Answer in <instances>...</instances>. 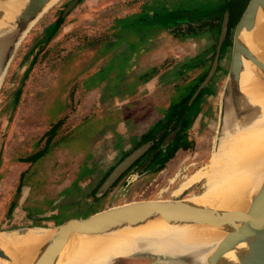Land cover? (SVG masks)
Here are the masks:
<instances>
[{"label": "rangeland", "instance_id": "obj_1", "mask_svg": "<svg viewBox=\"0 0 264 264\" xmlns=\"http://www.w3.org/2000/svg\"><path fill=\"white\" fill-rule=\"evenodd\" d=\"M71 1L60 0L35 24L17 49L0 88L2 229L52 227L87 212L91 205L97 204L92 192L102 176L138 147L141 144L138 142L152 134L159 124H164L190 92L192 83H183L174 73L175 69L160 71L158 61L153 62L157 66L156 74L149 68L151 59L160 55L161 67H167L173 60L167 52L174 50L175 45L163 40L149 43L137 36L139 30L171 24L168 14L158 13L160 16L149 18L147 24L134 18L125 22L124 36L115 43L108 38L113 37L117 20L132 16L144 4L162 5L181 13H199L215 10L223 2L82 0L64 15L63 36L59 35L55 42H48L47 35L41 40L47 34L48 23ZM102 37L103 45L97 44ZM121 40L124 52L133 53L131 58L115 53ZM175 51V55L187 53L184 47L183 50L177 47ZM227 53L200 103L199 98L188 108L187 119L196 114L197 118L186 129V146L164 165L147 169L127 185L137 170L136 165L130 167L105 195L106 200L120 187L124 194L120 203L186 198L204 190L202 183L193 186L200 183L196 182L200 172L192 180L196 182L192 188L176 195L192 182L177 188L191 173L210 168V157L218 144L220 102L227 78L229 49ZM179 64L180 61H175L171 68ZM130 66L136 68L132 79ZM200 199L198 195L191 200L199 204ZM100 204L101 201L97 207ZM114 204L117 202L112 200L109 205ZM26 232L18 230L12 236L20 237ZM166 260L171 262L168 255L148 252L109 264H162Z\"/></svg>", "mask_w": 264, "mask_h": 264}, {"label": "water", "instance_id": "obj_2", "mask_svg": "<svg viewBox=\"0 0 264 264\" xmlns=\"http://www.w3.org/2000/svg\"><path fill=\"white\" fill-rule=\"evenodd\" d=\"M59 1L0 0V87L23 40L35 24ZM77 1L73 0L67 5L63 16L76 6ZM258 20L264 24V0H248L243 13L232 29L231 46L228 48L227 78L220 102L217 143L224 135L225 128L231 131L235 130L236 126H244L247 113L253 112V109L256 110L255 105L250 101V97L241 93L240 90V76L243 72L244 62L249 64L256 83L264 92V61L256 56L242 39L243 33L249 37L252 36ZM226 21L227 17L225 16L221 25V39L226 31ZM228 49L226 48L219 57L218 48V56L216 55L209 72L193 94L188 103V108L192 106L193 100L200 90L204 89V96L206 90L211 87L214 78L217 76L218 68L222 65L225 55H228ZM198 61H194L190 65L196 64ZM200 101L201 99L199 103ZM164 124H160L154 130L155 133L152 135L154 139H147L141 143L109 171L95 193L98 201L97 204L95 203L96 205L90 206V212L87 209V212H82L80 215L71 217L52 227L2 229L0 225V234L8 236H12L18 230L31 228L40 230L44 235L42 244L36 250L31 251L21 261V264H58L63 262L70 253L72 245L69 242L76 236L107 235L124 229L155 224L159 221L174 227L206 228L224 233L218 243L212 249L210 247L211 252L205 260L196 261L194 257L189 255L162 254L171 258V262L166 260L162 264H264V180L259 188L251 194L247 203L248 207L241 210L233 206L198 204L191 200L193 196L201 195L204 190L198 195L186 198L137 199L120 203L124 196L121 193L122 187H120L106 200L105 195L108 194L120 176L128 171L153 146L154 141L160 139L161 133H156ZM171 141L172 138L168 137L161 144L162 154L165 155L167 146L170 145ZM153 155L154 153L136 170L135 175L131 177L132 181L130 180L127 185L133 182L139 174L144 173V169ZM201 183L203 184L200 182L193 186ZM176 189L174 194H176ZM188 189L176 195H181ZM112 200H115L117 204L109 205ZM99 201L101 204L97 207ZM95 207L97 208L94 209ZM15 257H17L16 252L0 247V264H13Z\"/></svg>", "mask_w": 264, "mask_h": 264}, {"label": "bare ground", "instance_id": "obj_3", "mask_svg": "<svg viewBox=\"0 0 264 264\" xmlns=\"http://www.w3.org/2000/svg\"><path fill=\"white\" fill-rule=\"evenodd\" d=\"M242 39L264 61V24L258 20L252 36L243 33ZM240 90L250 97L256 110L247 113L244 126L224 129L211 154L210 168L196 179L203 181L204 187L199 204L246 209L251 194L264 180V92L247 62L243 64ZM196 182L192 181L184 190ZM223 236V232L214 229L174 227L159 221L107 235L76 236L69 242L70 253L58 264H109L148 252L189 255L202 261ZM43 238L35 228L20 237L0 234V247L16 252L13 264H21L42 244Z\"/></svg>", "mask_w": 264, "mask_h": 264}, {"label": "flooded vegetation", "instance_id": "obj_4", "mask_svg": "<svg viewBox=\"0 0 264 264\" xmlns=\"http://www.w3.org/2000/svg\"><path fill=\"white\" fill-rule=\"evenodd\" d=\"M81 1L82 0H78L77 4H79ZM161 1L162 0H157L156 2H161ZM247 3L248 0H223L221 5L215 10L204 11V12L199 11V13H192L191 11H186L185 13H181V11H173L170 9L168 10L164 8V6L162 5L154 7L151 5L144 4L142 6V9L139 10L137 13L133 14L130 17L126 16L127 18H125V20H132L134 18L137 20L139 19L141 20L140 22H144L147 24V21L157 16L158 13L162 12V14L169 15L168 16L169 23L171 24H169L165 28L154 26L153 30L151 27H150L151 29L150 28L144 29V31L147 33L139 30V33L137 34L138 39L141 40L142 38H144V40H149V43L150 41H152V43L154 41L157 43L158 41L163 40L164 42L168 43V45L171 46L175 45L174 50L171 49L170 51L167 52L170 55L172 54V59L174 61L171 60V62L165 68L161 67L160 61L162 55H160L157 58L154 57L151 59L152 61L149 62L150 65L149 68L155 70V74H156L157 66L154 67L153 62L158 61V63L156 64L158 65V70L172 71L173 69H175L174 73H177V75H179L180 80L183 83H192L190 92H188L187 95L182 99L179 106L175 110L171 111L172 113L171 116L167 118L166 123L162 125L159 131H157L156 134L161 133L160 139L158 141H154L153 146L150 147V149L139 160L135 162L133 167L136 164H138L136 165L138 169L144 163V161L153 153L154 155L150 160V162L147 164L146 168L144 169V172L152 167L153 168L158 166L160 167L164 165L175 154L176 151L186 146L185 145L186 143L184 142L186 138V129L188 128L189 124L191 122L193 123V121L197 118V114H196L187 119V112H188L187 110L189 106L188 103L191 100L195 91L198 89L199 85L203 82L207 73L209 72V69L211 68V65L216 55L218 56L217 54L219 53L218 48L220 51L219 57H221L224 50L227 47L228 48L230 47L231 31L235 26V24L237 23V21L239 20ZM153 7L157 9V13L155 14L153 13ZM64 10L60 12L58 17L54 21H50V23H48L49 25L47 27V34L44 33L41 40L45 38L47 35L48 42L49 41L51 42V40H54L55 42V40L56 41L58 40L59 35L63 36L62 30H63V22H64L63 21ZM147 13L149 15H147ZM225 16L227 17L226 31L221 39V25L225 20ZM120 20L121 18H119L116 22L115 30L114 32H112L113 37L108 38L114 41L115 43L118 38L124 36V34L122 33L124 29L122 25L125 23V21L123 22V24H121ZM68 25H66L65 27H67ZM131 31L133 32V30H130V32ZM125 37L128 36L126 35ZM82 39L84 40V37H82ZM81 43H83V41ZM103 43H104V37H102V41L101 42L99 41L97 44L103 45ZM202 43L204 44V46L200 45ZM117 46L118 47L115 53H119L122 54L124 57L131 58L132 56L131 54L133 53L124 52V48H122L124 46L123 40H121L120 44ZM177 47L179 48L182 47V50L184 47L187 53L185 55L173 54V52H177L175 51ZM200 55H202L203 58L202 57L200 58ZM152 56L155 55L152 54ZM197 60H199L198 63L190 65ZM175 61L176 62L180 61V64L178 66L171 68L172 63ZM188 61L190 62L189 66H188ZM135 74H136L135 66H130L129 77L132 79L135 76ZM96 90H98V88H96ZM203 93H204V89L200 90V92L197 94V96L193 101L195 102L199 98L201 99ZM153 133L152 134L149 133L147 137H145L143 141H141V143L144 142L146 138H148V136L151 137ZM168 137L172 138V141L170 142V145L167 146L165 152V154L168 155V157L165 155L167 158L163 161H160L159 155L161 156L162 154L161 153L162 150L160 149V146ZM201 171L202 170L200 169L191 173V175L188 176L186 180L183 181L178 186V188L182 189L189 181H192L195 178V175L199 174Z\"/></svg>", "mask_w": 264, "mask_h": 264}, {"label": "trees", "instance_id": "obj_5", "mask_svg": "<svg viewBox=\"0 0 264 264\" xmlns=\"http://www.w3.org/2000/svg\"><path fill=\"white\" fill-rule=\"evenodd\" d=\"M239 13H240V12H239ZM152 138H153L152 136H151V137L148 136V138H146V140H147V139H152ZM146 140H145V141H146ZM142 141H143V140H142ZM145 141H144V142H145ZM139 143H141V142H138V144H139ZM142 143H143V142H142ZM187 146H188V144H187ZM126 155H127V154H125L123 157H125ZM165 155H166V154H165ZM165 155H164V156H163V154H161V156L159 155V160H160V161L165 160V159L168 157V155H166L167 157H166ZM162 156H163V157H162ZM123 157L120 158L119 160L123 159ZM136 165H137V164H136ZM106 176H107V175H105L104 178H105ZM104 178H103V180H104ZM103 180H101V182H102ZM100 184H101V183H100ZM100 184L98 183V185H97V186L95 187V189L93 190V192H92V196H93V197H95V192H96V190H97V188L99 187ZM17 224H18V223H17Z\"/></svg>", "mask_w": 264, "mask_h": 264}, {"label": "crops", "instance_id": "obj_6", "mask_svg": "<svg viewBox=\"0 0 264 264\" xmlns=\"http://www.w3.org/2000/svg\"><path fill=\"white\" fill-rule=\"evenodd\" d=\"M125 18H127V17H124L123 19L120 20V23H121V24H123L124 21H125V22L130 21V20H125ZM131 26H133V25L131 24ZM122 27H123V25H122ZM119 153L121 154V152H119ZM120 154H119V155H120ZM117 163H118V162H117ZM117 163H116V164H117ZM116 164H115V165H116ZM113 167H114V166H113ZM201 172H202V171H201ZM102 178H103V176H102ZM102 178H101V180H102ZM101 180H99L98 183H99ZM98 183H97V185H98ZM97 185H96V186H97ZM96 186H94V187H96Z\"/></svg>", "mask_w": 264, "mask_h": 264}]
</instances>
